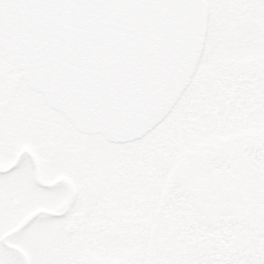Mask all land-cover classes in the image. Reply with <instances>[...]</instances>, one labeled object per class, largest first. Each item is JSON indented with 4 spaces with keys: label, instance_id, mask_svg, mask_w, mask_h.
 I'll return each mask as SVG.
<instances>
[{
    "label": "flooded vegetation",
    "instance_id": "1",
    "mask_svg": "<svg viewBox=\"0 0 264 264\" xmlns=\"http://www.w3.org/2000/svg\"><path fill=\"white\" fill-rule=\"evenodd\" d=\"M206 1L208 31L204 49L205 57L203 56L200 68L194 75L187 93L179 100L171 115L154 133L145 136L129 147L132 148L130 152L138 154L140 159H120L116 154L105 152L106 149L101 148L95 140L82 144L83 153L78 154L82 156L81 158H77V154L73 158V152L69 153V150L64 148L60 151L59 158L39 159L41 168L38 171L37 163L33 160L35 173L30 176L28 172L22 176V181L26 182L32 190V200H29L30 215L24 223L21 222L22 225L14 217H11L7 221V224L11 225L10 228L5 231H3V227L0 228V244L7 245L6 252L12 259L10 262L0 259V264H13V259L19 255V251L24 253L26 247L22 243H18L20 236L23 237V240L28 238L32 242L33 249L48 243L51 244L50 247H53L50 237L52 220L49 222V218L53 217L49 216L56 215L61 220H65L66 217L73 227L75 223L81 222L85 217L84 209L92 211L94 206H97L95 209L100 207L101 202L98 205L101 200L100 194L112 193L113 188L115 192L112 196L116 199L117 187H121L126 193H135L136 191H132L134 185L130 182L137 183L138 179H145L144 174L148 171H150L149 176H152V181L154 180L153 185L156 184L159 177L158 168L161 169L163 162L167 161L164 149H173V146L178 144L177 142L183 144L178 145L179 149L181 148V153L176 154L179 158L171 165L174 166L167 177L168 190L164 191V188H160V207L163 200L166 199L176 202L179 192L173 191L174 185L181 186L189 195L199 198L209 197L213 189L206 184L196 187L194 181L198 176L205 181L202 182H209L216 173L212 171L216 166H225L231 171L237 172L239 181L250 178L249 175H244L249 165H255L258 169L261 147L264 146V138L259 139V135H264V131L258 132L261 131V128L255 127L259 110L263 109L259 100L261 99V103H264V1ZM211 42L213 45L209 46ZM205 59H210L208 67L203 66ZM18 76L19 74L12 72L11 67L0 58V120L3 117L2 109L5 105L3 103L4 92L13 91L19 80ZM204 77H207L206 85L201 83ZM217 94L218 96H216ZM210 96L219 97L217 103L210 100ZM196 108H199L198 112L195 111ZM47 115L48 113L43 111L34 112L28 116V119L22 120L23 128L14 126L11 127L12 131H7V133H18L23 139L35 136L41 146L40 149L45 150L43 154L46 151L50 152L49 149H46L50 145L49 136L42 133L45 127L43 125L32 126L37 121V123L48 122ZM248 122H250V126H248ZM1 129L0 132H6L4 128ZM35 130L36 132H34ZM197 135H227L232 138L220 142V144L210 145V147L195 153L192 152L193 148L190 145ZM246 135L256 136V138L239 139ZM35 138L33 139L36 140ZM37 141L35 142L37 143ZM0 148L4 151V158L2 157L0 160V214L9 215L12 210L20 208V203L14 201L19 196L13 187L14 174L21 164H25L27 161L22 159L16 164L17 158L14 157V153L1 146ZM148 150H152V152L148 154ZM262 152L264 155V150ZM96 156L102 158L97 159ZM173 156L175 155L173 154ZM50 164H54L53 166L57 170L52 171ZM112 171L120 173L116 177L115 187L111 182ZM54 172L60 173L61 178L58 181L50 182ZM4 177L7 180H4ZM99 183L101 184L99 185ZM83 184H85L84 188H82ZM52 186L56 191L51 192ZM38 187L42 189L40 192H38ZM96 189L98 192H95ZM45 190L50 191L51 195L46 194ZM59 192L61 194L60 201L55 204ZM12 193V198H7V195ZM240 193L237 198L241 199L243 191ZM81 195H88L91 201L87 199L86 203L79 202L78 197ZM263 195L256 192L245 195L251 204H254L248 208L249 211H254L257 214L264 213V206L257 205L259 203L257 200H260ZM71 198H73L72 201ZM260 203L263 202L260 201ZM120 204L121 202L116 199L113 205V209L118 210L114 215L116 217L128 215L126 212L128 208L120 206ZM225 209H232V207ZM111 222L100 221L97 224L104 228L105 224H111ZM1 224L0 221V226ZM125 224L128 223L125 222L123 225ZM36 226H38L37 231L25 232L26 229L32 231ZM41 226V232L46 231L47 234L41 235L38 232ZM97 229L99 231L101 228L97 227ZM43 237L45 238L43 239ZM13 239H16V243L12 241ZM58 244L60 243H54V245ZM258 246H264V242ZM243 258L235 264H264V253L253 257L251 263H246Z\"/></svg>",
    "mask_w": 264,
    "mask_h": 264
},
{
    "label": "water",
    "instance_id": "2",
    "mask_svg": "<svg viewBox=\"0 0 264 264\" xmlns=\"http://www.w3.org/2000/svg\"><path fill=\"white\" fill-rule=\"evenodd\" d=\"M205 20L204 0H0V54L76 128L127 142L185 90Z\"/></svg>",
    "mask_w": 264,
    "mask_h": 264
},
{
    "label": "rangeland",
    "instance_id": "3",
    "mask_svg": "<svg viewBox=\"0 0 264 264\" xmlns=\"http://www.w3.org/2000/svg\"><path fill=\"white\" fill-rule=\"evenodd\" d=\"M212 45L213 42L209 46ZM206 56L208 57V54ZM209 62L210 59H205L203 66L208 67ZM18 79L13 91L10 93L9 91L4 92L3 103L5 105L2 109L4 118L0 121V129L4 128L6 132H0V146L13 152L16 158L19 152H22L25 148H30L33 156L29 158L26 156L28 153L25 152L23 160L27 162L25 164L22 163L15 171L13 187L19 196L14 201L20 203V208L12 210L9 215L0 214L2 223L0 228L3 227V231L11 226L7 224L9 218L14 217L17 222L24 223L30 215L29 200H32V190L26 182L22 181V176L28 172L30 176L35 173L33 157L37 159L38 171L41 168L39 159L59 158V153L64 148L67 151L69 150V153L73 152L74 158L76 154L83 153L82 144L88 140L94 142L97 139L99 145L102 142H107L102 136L75 134L67 119L60 117L56 112L47 108L43 103L42 97L34 94L25 86L21 76ZM206 79L207 77H204L201 83L206 85ZM216 96H210L209 98L217 103L219 97ZM261 102L260 99L259 104L263 109L259 110L258 121L255 126L261 128V131L258 132L264 131V103L262 104ZM37 111L48 113V122L37 123V121L32 125H43L45 129L42 133H45L47 137L49 136L48 142L50 145L45 147L50 152L46 151L44 154L43 151L45 150L40 149L41 146L35 136L33 138L36 140L30 137L23 139L18 133H7V131H12L11 126L23 128L22 120L28 119V116ZM195 111L198 112L199 108H196ZM248 126H250V122H248ZM259 137L264 136L259 135ZM252 138H256V136L246 135L243 138L239 137V139L247 140ZM202 141L203 139L198 140L195 146L197 147ZM177 143H175L177 145H174L173 149H164L167 161L163 162L161 169L158 168L159 177L156 184H151L152 176H149L150 171H148L144 174V181L138 179L137 183L133 184L130 182L134 185L132 191H136L135 193H126L121 187H117L116 199L121 202L120 206H129V210L133 213L135 212L131 215L130 221L131 213L127 211L128 215L114 216L118 210L113 209L116 199L112 196L115 192V189L112 188V193L100 194L101 200L98 205L101 203L98 209H95L97 206H94L92 211H85L84 209L86 215L81 222L79 221L73 225L76 228L71 227V222L66 217L65 220H61L56 215L49 216L55 218H49V222L52 220L50 237L53 247H50L51 244L48 243L33 249L31 247L32 242L28 238L25 241L20 236L18 243H22L26 249H24V253L19 251V255L13 259V264H235L242 257H244L243 260L246 263H251L253 257L264 253V246H258L264 242V228H259L260 225L256 221L257 219H254V217L257 218L259 216L258 214L249 217L235 216L232 210H224L225 206L230 205L226 196L220 198L217 195H211L205 198H193L187 194L186 190L176 185L173 186V191L175 193L179 192L176 202L166 199L163 200V204L160 207L161 199L156 197L155 187L158 184V190L160 191V188L165 186L168 171L175 160L179 158L176 154L181 153V148L179 149L178 145L183 144ZM41 144L44 146L43 143ZM130 146L131 144L124 146L111 144V147L108 146L106 148L111 154H116L118 158L124 159L127 156L137 155L130 152L132 149L129 148ZM262 150H264V146L263 148L261 147V152ZM0 151H2L0 152L1 160L4 156V151L1 148ZM249 154L251 155V152ZM81 157L80 155L77 156V158ZM262 160H264V157H262ZM50 165L52 171L57 170L53 166L54 164ZM259 165V175L256 178L264 182V161H261ZM213 171L216 172L218 178L234 179L237 177L235 172L225 166H216ZM53 174L54 176L50 182L60 180V173L54 172ZM118 175L120 173L112 171L111 182L114 187L117 184L116 177ZM3 179L7 180L5 177ZM42 179L44 180V177ZM221 183L222 185L219 184V186L227 188L226 192L236 190L235 183ZM84 187L85 184H83L82 188ZM41 190L38 187V192ZM54 191L56 190L52 186L51 192ZM51 192L45 190L46 194L51 195ZM95 192H98V189ZM12 195L13 193L7 195V198ZM60 195L59 192L55 204L60 201ZM87 199L91 201L88 195L78 197L79 202L83 201L86 203ZM86 208L88 209V206ZM246 210L247 207L244 211ZM113 220L120 222L122 225L128 221L130 223L128 227L120 229L112 224L111 221ZM262 220H264V216ZM100 221L111 222V224H105L104 228H108L105 230L97 224ZM60 224L63 226L61 227ZM110 226L111 230L109 229ZM37 227L33 228L32 231L26 229L25 232L32 233L38 229ZM97 227L102 230L98 231ZM40 228L38 232L41 235L47 234L46 231L41 232L42 226ZM48 237L47 240H49ZM12 241L16 243V239ZM55 242L60 244L54 245ZM6 247V244H0V259L10 262L12 259L8 256ZM32 249L33 251H31Z\"/></svg>",
    "mask_w": 264,
    "mask_h": 264
},
{
    "label": "trees",
    "instance_id": "4",
    "mask_svg": "<svg viewBox=\"0 0 264 264\" xmlns=\"http://www.w3.org/2000/svg\"><path fill=\"white\" fill-rule=\"evenodd\" d=\"M258 187L259 188L263 187L262 189L264 190V185L258 184Z\"/></svg>",
    "mask_w": 264,
    "mask_h": 264
}]
</instances>
